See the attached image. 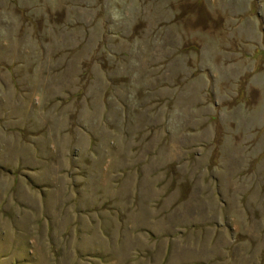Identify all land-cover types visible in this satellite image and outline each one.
Wrapping results in <instances>:
<instances>
[{
  "label": "rangeland",
  "instance_id": "obj_1",
  "mask_svg": "<svg viewBox=\"0 0 264 264\" xmlns=\"http://www.w3.org/2000/svg\"><path fill=\"white\" fill-rule=\"evenodd\" d=\"M0 264H264V0H0Z\"/></svg>",
  "mask_w": 264,
  "mask_h": 264
},
{
  "label": "crops",
  "instance_id": "obj_2",
  "mask_svg": "<svg viewBox=\"0 0 264 264\" xmlns=\"http://www.w3.org/2000/svg\"><path fill=\"white\" fill-rule=\"evenodd\" d=\"M109 38H115L113 36H110L111 34H107ZM123 35V36H122ZM122 38L125 37V34H121Z\"/></svg>",
  "mask_w": 264,
  "mask_h": 264
},
{
  "label": "clouds",
  "instance_id": "obj_3",
  "mask_svg": "<svg viewBox=\"0 0 264 264\" xmlns=\"http://www.w3.org/2000/svg\"><path fill=\"white\" fill-rule=\"evenodd\" d=\"M113 19H118V16L114 15V16H113Z\"/></svg>",
  "mask_w": 264,
  "mask_h": 264
}]
</instances>
